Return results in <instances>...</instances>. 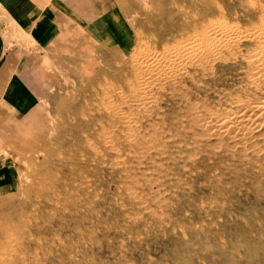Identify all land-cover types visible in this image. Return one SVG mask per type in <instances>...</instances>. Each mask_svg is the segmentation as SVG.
<instances>
[{
	"label": "rangeland",
	"instance_id": "obj_1",
	"mask_svg": "<svg viewBox=\"0 0 264 264\" xmlns=\"http://www.w3.org/2000/svg\"><path fill=\"white\" fill-rule=\"evenodd\" d=\"M120 2L132 52L73 41L0 129V264H264V0Z\"/></svg>",
	"mask_w": 264,
	"mask_h": 264
},
{
	"label": "crops",
	"instance_id": "obj_2",
	"mask_svg": "<svg viewBox=\"0 0 264 264\" xmlns=\"http://www.w3.org/2000/svg\"><path fill=\"white\" fill-rule=\"evenodd\" d=\"M120 0H0V129L29 117L46 88L47 63L85 39L127 55L135 46ZM14 173L0 158V195Z\"/></svg>",
	"mask_w": 264,
	"mask_h": 264
},
{
	"label": "bare ground",
	"instance_id": "obj_3",
	"mask_svg": "<svg viewBox=\"0 0 264 264\" xmlns=\"http://www.w3.org/2000/svg\"><path fill=\"white\" fill-rule=\"evenodd\" d=\"M219 14V13H218ZM197 24V23H196ZM194 25V27H197V25ZM196 30H197V28H195ZM194 30V29H193ZM188 32V31H187ZM202 33V32H201ZM188 34V33H187ZM205 35V34H204ZM209 36V35H208ZM207 36V37H208ZM223 36V35H222ZM234 36V35H233ZM236 36H237V34H236ZM210 37V36H209ZM182 38V37H181ZM211 38H213L212 40H211ZM179 39V38H178ZM182 39H184V38H182ZM240 39V38H239ZM209 40H211L212 42H210ZM209 43H211V44H213L214 45V47L215 46H221V45H227V42L226 43H223L224 42V40H227L226 38H224V40H222V37H220V38H217L216 36H214V37H210L209 38ZM237 41H238V38H237ZM190 45V44H189ZM205 47V46H204ZM203 47V48H204ZM213 47V48H214ZM209 48V47H208ZM207 49V48H206ZM210 49V48H209ZM221 49V48H220ZM211 51H212V49H211ZM221 51V50H220ZM233 53V52H232ZM186 55V54H185ZM264 56V55H263ZM252 57V56H251ZM257 57V56H256ZM257 58H259V57H257ZM256 58V59H257ZM194 59V58H193ZM255 60V59H254ZM258 60V59H257ZM253 61V60H252ZM251 61V62H252ZM259 61V60H258ZM258 63V62H257ZM256 63V64H257ZM259 65H260V62H259ZM261 65H263V64H261ZM257 68H258V65L256 66ZM258 70V69H257ZM260 70V69H259ZM260 72V71H259ZM246 82V81H245ZM255 87V86H254ZM234 99V98H233ZM245 100V99H244ZM240 101V100H239ZM239 110V109H238ZM236 112V111H235ZM223 116V115H222ZM225 116V115H224ZM218 117V116H217ZM241 118V117H240ZM235 120V119H234ZM243 120V119H242ZM241 120V121H242ZM246 120H248V119H246ZM237 123V122H236ZM240 124V123H239ZM245 126V125H244ZM220 128H222V127H220ZM246 136V135H245ZM107 141V140H106ZM109 142V141H108ZM87 163V162H86ZM88 192V191H87ZM97 223H99L100 225H103L102 224V221L101 220H98V221H96V220H92V224H94V225H96ZM166 224V223H165ZM167 226H168V224H167ZM10 232V231H9ZM143 237V236H142ZM102 249V248H101ZM73 250H75V247L74 246H71L70 248L68 247V248H65V249H63V251H59L60 253H58L57 254V259H60L61 258V256H62V260H52V262L53 263H55V264H73V262L74 261H78V262H82V261H84L82 258H81V260H71L72 258H71V255H72V252H73ZM95 251V250H94ZM99 253H100V251H99ZM19 254V253H18ZM95 254V253H94ZM98 254V253H97ZM66 259V260H65ZM122 263V262H121ZM9 264V263H8ZM78 264V263H77ZM86 264V263H85Z\"/></svg>",
	"mask_w": 264,
	"mask_h": 264
}]
</instances>
